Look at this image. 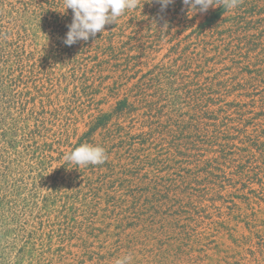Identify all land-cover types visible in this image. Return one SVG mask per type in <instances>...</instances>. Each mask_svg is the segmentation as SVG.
<instances>
[{
    "label": "rangeland",
    "instance_id": "rangeland-1",
    "mask_svg": "<svg viewBox=\"0 0 264 264\" xmlns=\"http://www.w3.org/2000/svg\"><path fill=\"white\" fill-rule=\"evenodd\" d=\"M49 3L0 0V29L12 34L0 38V49L12 42L8 52L28 59L18 65L11 58L0 70V264H117L124 256L129 264H264V158L257 152L258 139L264 141V62L249 66L259 80L250 82L241 69L236 76L255 54L233 65L224 51L228 36L206 31L202 38L213 44L205 56L195 31L224 3L206 12L185 5L189 21L181 27L174 6L138 0L116 23L71 46L64 35L72 9L65 0ZM230 10L223 20L236 12ZM189 46L185 56L195 61L187 73L231 79L221 106L236 100L247 112L224 128L238 136L228 148L236 161L214 181L203 162L222 151L217 143H199L201 158L175 155L174 143L184 147L194 137L191 105L178 86L166 91L161 118L146 108L155 89L144 98L139 92L158 73L179 71L188 60L179 54ZM125 101L134 109L124 111ZM82 144L103 147L106 161L67 162Z\"/></svg>",
    "mask_w": 264,
    "mask_h": 264
},
{
    "label": "trees",
    "instance_id": "trees-1",
    "mask_svg": "<svg viewBox=\"0 0 264 264\" xmlns=\"http://www.w3.org/2000/svg\"><path fill=\"white\" fill-rule=\"evenodd\" d=\"M42 3L51 5L49 3V0H42ZM172 6H174L175 8L173 19L176 20L178 16H181L180 26L183 27L182 23L185 21H189L188 15H186L188 10H186L185 5L183 4V0H180L176 4H169L166 9L172 10ZM235 8L236 12L234 13V15L228 20H223L222 17L225 14H229L232 12H230V8H227L225 4H222L215 11L210 12V15L206 17V20L204 22L198 25L195 31L198 34V39H201L203 33H205L206 31L211 32L212 35L209 36L210 38L217 37V39H222L224 36H228L230 43L225 45L224 51L230 52V55H233L235 57L232 60L233 65L241 64L244 59H250L251 55L255 54L254 59L256 61L250 63L244 68H237L238 73L236 74V76L240 74V71L238 69H241L244 75L246 74V76L249 77L247 80H249L250 82L259 80L260 76H252L253 70H250L249 66H253L254 64H261V62H264V55L260 56V54H264V51L261 50V48L264 47V0H239V3ZM56 21L61 24L62 20L61 18H59V20ZM154 21L156 22L157 20ZM220 22H230L231 25L225 29L223 28L222 30L219 26ZM155 26L157 29L159 25L155 24ZM152 29L153 25L147 28L149 34L151 33ZM161 31L162 33L164 32V30ZM3 35L9 38L12 36L11 32H9L8 30H3V28H1L0 38L4 39ZM64 37H66V35H64ZM202 41L204 44L203 54L207 56L209 48L213 43H210V41L207 40L206 37L202 38ZM4 44L5 46L0 49V70L2 69V66L9 65L8 63L11 61V58H16V64L18 65L25 60H28L27 58L23 57V54L21 53H15L14 51L8 52L9 47L10 49L13 48V46H11L12 42L9 43L5 41ZM128 45L129 44H124L123 49H125L127 52L133 51V48L129 50L126 49ZM189 48L190 46L184 48V50H182V52L179 54L181 55L179 56L180 60L188 58L185 64L180 67L181 69H179V71L173 73H158L155 78L150 79V84H148L147 82L145 84H139V92L144 98L148 90L150 91L151 89H155V95H151L153 99L150 101V103H148L146 108L149 109V114L155 111L156 117L161 118L162 106L160 107V105L168 97V93L166 91L173 89L174 86H178V89H176L178 90V93L184 96L183 100L187 98L191 105L193 115L192 117H190L191 121L189 122L188 126H190V129L192 130L191 132L194 134V137L192 139H189V143L185 144L184 147H181V144L174 143L172 147H175V155H177L178 157H186L189 153H196L195 156L197 155V158H201V151L198 147L199 143L210 147H214L217 143L221 147L222 151L216 152L219 153L217 156H214L213 158L203 162V169L207 177H211V179L214 181L215 177H217L215 173L223 171L222 166L226 165L228 161H236L235 159L233 160L231 158L235 155H233L231 152H228L230 151L228 150V148L230 147L229 145L233 143L236 138H238V136H236V134H230L229 132H226L224 128L226 127V124L228 122H230L231 124H238L241 123L240 120L244 121V117L246 116L247 112H243L242 107L240 106V102H237L236 100L229 104H224L221 106V103L225 102V100H222L223 95H225L223 94V91L227 90V87L231 86V79L219 80L217 75L204 77L202 76V74L204 73H202V71H193L187 73L193 66L195 61L194 56H185L189 53ZM120 52L125 51L121 50ZM174 53L178 55L177 50ZM30 55L33 56L34 54ZM128 57L132 58L133 56ZM212 59H214V57L209 58L206 61L210 63L212 62ZM184 67H186L187 70H185ZM8 69L11 68L8 67ZM41 69L44 70L43 66ZM197 69H200V66H198ZM31 71H28V73H31ZM181 71L184 72L179 73ZM153 74L154 73H151L149 75L151 76ZM170 74L172 75L170 76ZM58 81L59 85H61V81ZM237 87H241V84L238 83V85L236 84L234 86V88ZM42 88H46L44 84H42ZM6 94L7 92L4 91L2 97H7ZM44 97L49 98L48 96ZM180 99L181 96L176 95L174 96L173 102L176 103ZM124 104V111H131L132 109H134L133 105H127L126 101ZM248 105L249 104H246V106ZM260 113H264V98L260 100ZM234 115H237L238 117L235 118ZM106 117L107 116H102L100 121L105 122ZM1 121L2 119L0 116V123ZM250 121L251 119H248L247 123H249ZM232 129L239 133L243 132V129H240L239 126H233ZM157 131L158 133H160V135H163L162 128H159V130ZM262 135H264V130ZM257 138H259V136H257ZM172 140L174 142H181L183 139L175 138ZM258 140L260 142V147L257 149V152L260 151V155L264 158V141H261L260 139ZM181 149H184L185 151ZM239 150L246 151L244 150V148H239ZM199 161L202 162V160Z\"/></svg>",
    "mask_w": 264,
    "mask_h": 264
},
{
    "label": "clouds",
    "instance_id": "clouds-1",
    "mask_svg": "<svg viewBox=\"0 0 264 264\" xmlns=\"http://www.w3.org/2000/svg\"><path fill=\"white\" fill-rule=\"evenodd\" d=\"M162 9H166L175 0H157ZM66 9H72L73 20L68 25L64 43L71 46L80 40L88 41L102 32L108 24L116 23L117 19L126 11L138 7V0H65ZM218 3H224L227 8L237 7L239 0H183V4L191 9L206 12L210 7H216ZM69 163L76 165L103 164L107 155L105 149L100 146L82 144L68 153L65 157ZM130 256H124L117 264H129Z\"/></svg>",
    "mask_w": 264,
    "mask_h": 264
}]
</instances>
